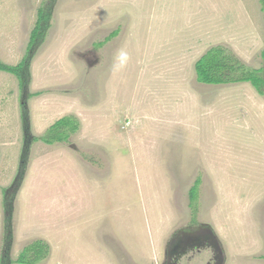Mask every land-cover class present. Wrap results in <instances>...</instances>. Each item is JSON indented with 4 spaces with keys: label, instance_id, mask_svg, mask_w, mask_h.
I'll return each mask as SVG.
<instances>
[{
    "label": "rangeland",
    "instance_id": "1",
    "mask_svg": "<svg viewBox=\"0 0 264 264\" xmlns=\"http://www.w3.org/2000/svg\"><path fill=\"white\" fill-rule=\"evenodd\" d=\"M47 2L0 0L1 62L29 54ZM50 25L24 94L0 71V259L8 193L12 260L45 240L41 264H264V95L195 71L216 45L264 69L261 1L57 0ZM68 116L69 142L35 141Z\"/></svg>",
    "mask_w": 264,
    "mask_h": 264
},
{
    "label": "trees",
    "instance_id": "2",
    "mask_svg": "<svg viewBox=\"0 0 264 264\" xmlns=\"http://www.w3.org/2000/svg\"><path fill=\"white\" fill-rule=\"evenodd\" d=\"M262 10L264 12V0ZM57 0H48L46 5L40 9L38 22L31 35L29 43V54L18 65L12 66L0 61V71L16 76L19 80L21 92L25 93L28 85L31 83V66L33 53L36 49L45 43L47 32L51 25L54 8ZM264 55V52H263ZM197 81L205 85H231L239 83H250L259 95H264V69H255L247 65L231 49L224 45L211 47L195 65ZM25 97V96H24ZM29 98L32 96L29 95ZM23 123L25 132H29L30 116L27 99L22 102ZM80 130V122L74 116L64 117L52 125L47 133L36 142L42 141L47 145L55 143H67L72 135ZM29 149L25 148L23 161L27 163ZM24 164L21 168L19 183L23 180L25 174ZM199 182L192 189V197L197 195ZM5 216H4V237H3V255L0 264H41L46 261L51 253V245L48 241L38 240L28 245L20 254L19 258L12 260L10 253L14 246L15 224H14V198L8 193L5 195Z\"/></svg>",
    "mask_w": 264,
    "mask_h": 264
},
{
    "label": "flooded vegetation",
    "instance_id": "3",
    "mask_svg": "<svg viewBox=\"0 0 264 264\" xmlns=\"http://www.w3.org/2000/svg\"><path fill=\"white\" fill-rule=\"evenodd\" d=\"M206 238L209 237H198L194 240H192L193 242H184V243H177L175 246L173 245V249H172V254L174 253L175 256L178 257H183L185 253H187L188 251H191L192 249H198V251L202 248L201 246H203V243L205 242Z\"/></svg>",
    "mask_w": 264,
    "mask_h": 264
},
{
    "label": "clouds",
    "instance_id": "4",
    "mask_svg": "<svg viewBox=\"0 0 264 264\" xmlns=\"http://www.w3.org/2000/svg\"><path fill=\"white\" fill-rule=\"evenodd\" d=\"M128 60V52L123 48L119 49L113 60L112 71L114 73L121 71L126 66Z\"/></svg>",
    "mask_w": 264,
    "mask_h": 264
}]
</instances>
